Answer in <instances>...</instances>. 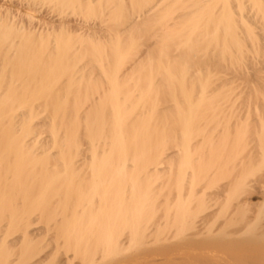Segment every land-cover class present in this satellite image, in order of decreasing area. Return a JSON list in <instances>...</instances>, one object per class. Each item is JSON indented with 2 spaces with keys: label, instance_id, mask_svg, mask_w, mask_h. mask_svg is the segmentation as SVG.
<instances>
[{
  "label": "bare ground",
  "instance_id": "1",
  "mask_svg": "<svg viewBox=\"0 0 264 264\" xmlns=\"http://www.w3.org/2000/svg\"><path fill=\"white\" fill-rule=\"evenodd\" d=\"M50 1L127 13V0ZM130 3L154 4L142 24L157 37L131 67L138 39H115L113 26L76 48L84 34L62 27L52 41L31 29L30 4L0 5V264H264V108L233 121L230 83L214 85L190 55L241 58L264 29V0ZM157 47L181 50L157 59Z\"/></svg>",
  "mask_w": 264,
  "mask_h": 264
},
{
  "label": "rangeland",
  "instance_id": "2",
  "mask_svg": "<svg viewBox=\"0 0 264 264\" xmlns=\"http://www.w3.org/2000/svg\"><path fill=\"white\" fill-rule=\"evenodd\" d=\"M6 2L9 3L10 5H12V4H19L21 2L22 3H26V4H30V7H29L30 14H31V16L34 15V18L32 17V19H34V21H35V22L32 21L31 29L34 30V28H35V31L36 32H38L40 30H41L40 32H45V31L47 32L48 31L47 33H50L51 35H54V36L51 37V40L52 41H56L57 38H59V36L63 34L62 33V30H63L62 27H65L67 31L68 30L76 31L77 33L79 32V33H82V34H84V32H85V34H88L87 36H89V38H95L97 36L99 38L101 37V38L104 39L103 36L107 35V34L104 33V31L107 29L108 26H110V27L113 26L114 31L116 33H112L111 35L112 36L116 35V37L114 36L115 39L116 38H120V37H121L120 39H122V40L126 38L127 41L130 40L131 38L134 39L135 41H137V39H138L139 42L137 41V44H135V45H137V46H135L136 48L133 47L134 49H133V51L131 53V56L129 58V62H127V64H126L127 67L128 66L131 67L132 66L131 64H133V62L136 61L135 59H137V58L139 59L142 54L144 55L147 52L146 49L149 46H151V45L154 46L155 43H157V39H156L157 37H154V35H153L154 33L152 31H151V34H150V31H148L149 30L148 28L150 26L148 27L147 25H143L142 24L143 21H145L144 20L145 17L147 16V13L146 12H148L149 8L154 5L153 3H149V5L146 4L147 6L145 7V4H139L138 3L139 4V6H138V5H134L135 3H130L131 0H127L125 2V3H127V5L126 4H125L126 6L124 5L125 6L124 7L125 8V12H127V13H124V15H123L124 17H121L119 19L117 18V19L112 20L109 16L111 15V13H114V10L116 9V8L113 9V6H112L111 9L105 11L106 12V15L104 13H102V11H100L99 9H98V11H97L96 14H94V15L93 14L92 15L91 14L90 15H87L86 12L84 11V8L83 9L78 8V10H75V9L72 10V9H69V8H64V9L62 8L61 9L60 6H57L56 4L52 3L50 0H9V1L8 0H6V1L5 0H0V5L1 4H4ZM4 5H6V4H4ZM142 5H144V6H142ZM13 10L16 11V8L14 7ZM177 16H178L177 14L174 15V18L175 19L172 18L169 21L168 24L169 25L175 24ZM28 18L26 16L25 17V20H26V22H28V24H30ZM107 18L109 20L111 19L109 21L111 24L109 22H107ZM114 21H115V23H114ZM44 23H45V25H44ZM132 26L133 27L134 26H140V28L146 27L147 30L146 29L145 30L144 29H141V32L140 33H135V34H133V33H127V31L130 28H132ZM42 28L44 29V31H43ZM142 30H144V32L145 31H148L149 33L148 32L143 33ZM253 30H254L255 37L253 39H250V40H247L246 41V46H247L246 47L247 48L246 50H247V52L245 51L243 53V55H244V56L242 55L243 58L241 57L239 59H236V61L231 60V57L230 56H226V58H225L226 60H225V59L221 58V55L219 56V53L218 52H216V53L214 52V54H212V55L210 54V57L207 56L208 59L205 61V58H203L204 57L203 55L205 54V52L203 50H201L203 48H200V49L198 48L199 49L198 51H194V52H192V54L190 53L191 58H192L191 61L194 63V65H197L196 63L197 62L199 63V61L201 62L202 59H203V63L204 64H205V62H207L206 65H204V64L200 65V63H199V65L202 66L203 68L200 67L199 65H198L197 68H202V69L205 68L206 70L209 68V69H212V72H215V74L217 75L216 77L218 79L216 77H214L215 83L217 82L214 85H221L224 82H226V84L230 83V85L229 84L228 85L232 88L231 90L233 91V93L231 92V90H230V92L232 93V95H234V96H232V98L230 97L231 99L229 98L230 99V102H232V103H230V102L228 103V101H227V102H224L223 105L226 104L228 106V108L226 106V108L229 109V110L226 109L227 112L229 111V113H230L231 112L230 110H232L231 113H233V116L234 117L235 116H239V117L241 116L242 117V116H244L245 113H247L246 115H249V112H246V111L252 110V108H254V105H257V102L259 104L258 107L262 108L261 109L262 111H263V108H264V98H263L264 97V29H263V24L262 23L257 24L256 27H253ZM85 34L82 35V37L78 39L79 41L81 40L80 42L78 40H76L77 43H76V41H73L72 42V44L76 48L78 47V45H80L79 43H81V45L78 48H80V47L83 46L82 43H85V42L82 41L83 37L85 38ZM242 34L245 35V33H241V35ZM195 35L197 36V33H193L192 36H195ZM87 36H86V39H87ZM86 39H85V41H86ZM251 40H253V41H251ZM157 46L159 47V45H157ZM158 47L155 48L156 51L154 50V52H156L155 53V57L156 56L158 57V55H157L158 52L160 54V51H158ZM170 50H172V51H170ZM170 50L168 49L167 51H169V52L164 53V55L163 54L162 55L160 54L159 55V58H163V57L166 58L165 57V54L167 55V57L169 59L172 58V57H175V55L176 56L179 55V52H180L181 49H177L175 47L174 48L173 47H170ZM169 53L171 55H169ZM190 55H189V57H190ZM197 58H198V60H197ZM162 60L167 61L168 59H162ZM209 60H210V63H209ZM94 68H96V69H94ZM97 68H99V69H97ZM92 69H94V71ZM91 70L93 71L94 75L96 76V75H98V73L101 74V72H99V71H101L102 69L100 68V66H98V67H95L94 66L90 70H88L87 72L92 73ZM110 70L111 69H109V71ZM109 71L107 69V74H108ZM218 74L220 76H218ZM97 80H98V82L96 84V88H95L96 90L95 91L98 92L99 90H101L100 88H103V85H102V82H101L102 80H100L99 77L97 78ZM99 82H100V84H98ZM97 87H98V90H97ZM1 88H2V86H1ZM4 88H7L6 85H5V87L3 85V90H1V93L5 90ZM84 94H86V93H84ZM93 95L95 97L98 96L97 94L96 95L93 94ZM160 95H161L160 98H162L163 97L162 94H160ZM94 96H92V98ZM234 98H236V99H234ZM235 100H236V102H235ZM42 102H43V100H40V102H37V104H36V106H38V104H40V106H39L40 107V114H39V111H37L38 115H40V116L37 115L36 111L33 114V116L34 115L36 116V117H34V122L36 121L34 123V125H36V123L38 122L37 123V125H38L37 127L40 126L39 128H42V126L45 124L43 122L45 120L44 118L45 117H48L50 115V114L48 115V113H49L48 110L43 109V108L41 109V106H43V104H44V102L43 103ZM86 103L89 106L91 102L90 103L89 102H86ZM230 104H231V106H230ZM232 104H233V107L234 106L235 107L232 108V109H230V107H232ZM164 105L161 107V109L162 108L164 109V107L166 108V106H168L166 104H164ZM241 105H242V107H241ZM247 106H249L251 109L249 108V110H248V107ZM242 108H244L245 111ZM224 109H225V107H224ZM233 110H234V112L236 110L237 111L234 113ZM83 112H85V111L82 110V113ZM236 113H238V114L236 115ZM227 115H228V113H227ZM37 116H38V118L40 120L37 119ZM236 118L237 117L233 118L232 120L235 121ZM47 119L49 120V117L46 118L45 122L47 121ZM250 119H252V117ZM39 122H40V124H39ZM37 127H36V131H38ZM83 130H85V129H83ZM83 130H82V133L84 132ZM46 133H49V132H47V131L45 133L43 132L42 135H41V137H43L42 140H44V141H46V139L48 140V138H49L48 136H50V134L45 135ZM83 135H85V133H83ZM32 137H35V135L32 136ZM85 145H87V146L85 147ZM46 146L45 147L41 146V147H39L37 149H39L40 150L39 152L41 153V152H44L46 150L45 148H48L49 147V145H46ZM50 148L51 147H49V149H47V150L49 152L51 151L50 152L51 154L52 153L54 154L56 151H58L57 148H55V149L53 147H52V149H50ZM86 149L89 150L90 148H88V144H86V143L84 144V142H83V146H82V148H80V150L82 151V152L80 151L81 154L84 151H87ZM169 151H167V152H169ZM39 152L37 151V153H39ZM86 153H84V154H86ZM55 154H57V152ZM84 154H82V156H85ZM82 156L79 155L78 158H80V157L82 158ZM165 156H166V154H165ZM80 160L81 161H79L77 159L76 164H78L80 162L81 164L80 163L79 164H80V167H81V166H83L82 165V162H83L82 160L83 159H80ZM77 167H79V166L77 165ZM86 167H87V165H86ZM40 215H41L40 211H37V212L34 213V215L32 216V219H35V221H37V222L35 223V221H34L33 224L31 225V227L33 225L35 226V224H36L37 227L43 226V221L39 217ZM38 223L40 224V226L38 225ZM16 233L17 234L14 233V237H16V236H18L20 234L19 232H16ZM11 237H13V235H11ZM51 247H52L51 245L50 246H47L46 249H45V251L50 250Z\"/></svg>",
  "mask_w": 264,
  "mask_h": 264
}]
</instances>
